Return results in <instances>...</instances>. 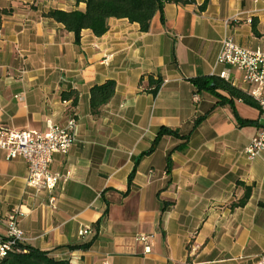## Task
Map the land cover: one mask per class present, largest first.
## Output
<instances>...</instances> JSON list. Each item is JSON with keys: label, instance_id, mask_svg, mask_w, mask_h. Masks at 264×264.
<instances>
[{"label": "crops", "instance_id": "obj_1", "mask_svg": "<svg viewBox=\"0 0 264 264\" xmlns=\"http://www.w3.org/2000/svg\"><path fill=\"white\" fill-rule=\"evenodd\" d=\"M203 2L166 4L147 33L110 19L105 35L83 30L76 43L41 14L84 4L0 0V128L78 124L77 142L52 157L51 172L67 176L52 192L34 195L26 163L0 151V238L16 211L23 245L69 264H256L264 256V153L251 161L244 153L261 129L259 108L192 83L226 72L247 93L240 73L216 59L225 37L264 53V0H209L201 11ZM109 81L115 93L93 116L90 91ZM162 129L179 137L158 138Z\"/></svg>", "mask_w": 264, "mask_h": 264}, {"label": "built area", "instance_id": "obj_2", "mask_svg": "<svg viewBox=\"0 0 264 264\" xmlns=\"http://www.w3.org/2000/svg\"><path fill=\"white\" fill-rule=\"evenodd\" d=\"M216 66H225L236 70L241 75L242 83L248 86V96L257 104L260 111L261 129L244 150L248 160H253L264 153V53L250 51L237 46L229 37L221 42ZM214 76V71L212 72ZM218 78L230 82L226 72ZM196 101V97L193 98ZM77 120L69 119L62 126L50 125L45 132L33 130H12L0 128V151L5 160L21 159L26 163V187L38 195L43 191L52 192L59 182H65L67 176L52 173L50 165L55 154L66 155L77 142ZM19 213L14 211L7 218L6 237L0 238V258L9 252L18 251L25 237L18 227ZM86 232L81 230L80 236ZM141 242H147V236H140ZM149 251L148 248L145 249ZM256 264H264L261 256Z\"/></svg>", "mask_w": 264, "mask_h": 264}, {"label": "trees", "instance_id": "obj_3", "mask_svg": "<svg viewBox=\"0 0 264 264\" xmlns=\"http://www.w3.org/2000/svg\"><path fill=\"white\" fill-rule=\"evenodd\" d=\"M76 5L84 4V11L74 10L70 12L51 9L41 14L42 18L51 19L62 25L67 32L73 33L76 43H79L81 32L89 30L95 37H102L108 31L110 19H125L131 24H137L142 33H147L154 16L159 13L163 17V9L166 4L188 5L194 0H75ZM209 0H204L200 10L204 11ZM198 91H207L217 94V90L227 92L231 97L252 104L253 100L247 93L233 87L216 77H203L192 80ZM162 84L161 80L153 82L151 93L157 94ZM115 93V83L106 82L101 86H95L90 91V107L93 116L100 114L101 108L112 99ZM77 95H74L73 103L76 104ZM254 103V102H253ZM163 135L179 137L178 133L168 129H162L158 138ZM187 137L185 138V140ZM134 171L129 181L132 180ZM249 198V190L236 206H244ZM84 249L88 248L83 246ZM0 264H69L67 261H56L33 247L19 245L18 251L9 252L0 258Z\"/></svg>", "mask_w": 264, "mask_h": 264}]
</instances>
